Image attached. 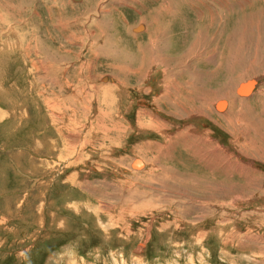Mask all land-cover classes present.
Here are the masks:
<instances>
[{
	"label": "rangeland",
	"instance_id": "rangeland-1",
	"mask_svg": "<svg viewBox=\"0 0 264 264\" xmlns=\"http://www.w3.org/2000/svg\"><path fill=\"white\" fill-rule=\"evenodd\" d=\"M0 264H264V0H0Z\"/></svg>",
	"mask_w": 264,
	"mask_h": 264
},
{
	"label": "bare ground",
	"instance_id": "bare-ground-1",
	"mask_svg": "<svg viewBox=\"0 0 264 264\" xmlns=\"http://www.w3.org/2000/svg\"><path fill=\"white\" fill-rule=\"evenodd\" d=\"M161 6V8H163L164 6H162V5H160ZM160 9V8H159ZM164 9V8H163ZM158 16V15H157ZM142 21V20H141ZM144 21V20H143ZM144 24V23H143ZM141 27H143V26H141ZM137 29L138 30H142L140 27L138 28L137 27ZM239 92H240V94H243V95H249L251 92H252V83L251 82H248V83H246V84H244V85H242L241 87H240V89H239ZM229 98V97H228ZM227 98V99H228ZM227 99H226V97H220L219 99H218V101H217V103H216V107H217V109L219 110V112L221 113V111H224L226 108H227V106H228V104H230L231 105V107H234L235 105H236V101H235V99L232 101V102H228L227 101ZM228 100H230V99H228ZM241 101V100H240ZM249 101V100H248ZM241 102H239V104H240ZM242 105V104H241ZM240 108V107H239ZM225 113V112H224ZM237 119V118H236ZM248 144V143H247ZM134 166L136 167V168H141L142 166H143V162H142V160H138V161H136L135 163H134Z\"/></svg>",
	"mask_w": 264,
	"mask_h": 264
}]
</instances>
